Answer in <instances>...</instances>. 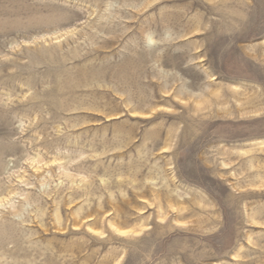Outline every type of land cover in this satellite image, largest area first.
<instances>
[{
    "label": "rangeland",
    "instance_id": "obj_1",
    "mask_svg": "<svg viewBox=\"0 0 264 264\" xmlns=\"http://www.w3.org/2000/svg\"><path fill=\"white\" fill-rule=\"evenodd\" d=\"M0 264H264V0H0Z\"/></svg>",
    "mask_w": 264,
    "mask_h": 264
}]
</instances>
